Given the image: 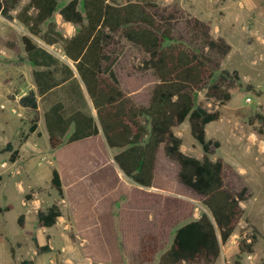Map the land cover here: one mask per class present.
I'll return each mask as SVG.
<instances>
[{"label":"trees","instance_id":"obj_1","mask_svg":"<svg viewBox=\"0 0 264 264\" xmlns=\"http://www.w3.org/2000/svg\"><path fill=\"white\" fill-rule=\"evenodd\" d=\"M21 1L0 0L1 16L13 20L10 13ZM27 1L15 19L27 29L28 36L20 40L24 59L35 68V90L18 100L21 108L35 115L28 132L32 134L37 129L38 99L59 90L61 98L42 115L51 150L101 133L108 148L120 150L113 160L121 173L133 184L150 188L155 157L162 149L165 157L179 166V182L202 197L207 213L176 230L171 246L157 264H215L220 246L225 245L244 217L241 204L247 201L248 190H236L226 180L222 159L210 160L211 148H217L218 143L206 140L205 128L218 121L220 114L197 105L196 96L204 90V98L219 106L230 101L229 90L240 78L235 71L221 69V62L231 47L222 38H212L207 24L197 19L185 22L188 39H175V12L158 14L151 0H125L122 4L107 0ZM55 14L75 27L71 38H64L56 30L52 20ZM116 38L142 51L143 67L156 79L146 106L136 104L121 89L112 71L110 48ZM33 39L46 46L59 45L66 61L54 57ZM86 96L95 116L89 111ZM256 120L264 130V113L256 115ZM185 122L190 136L201 147V160L180 150L182 140L175 136L174 129ZM5 152L10 153L11 163L17 160L18 151L10 143L0 150V155ZM50 183L62 200V183L55 168ZM10 210V205L0 207V214ZM59 217L57 203L36 212L41 228H52ZM23 219L20 215L17 221L21 228ZM257 235L253 228L249 234L239 233L235 264L240 255L253 254ZM37 248L48 251L47 247ZM155 252L154 238L148 236L141 243L137 262H152Z\"/></svg>","mask_w":264,"mask_h":264},{"label":"rangeland","instance_id":"obj_2","mask_svg":"<svg viewBox=\"0 0 264 264\" xmlns=\"http://www.w3.org/2000/svg\"><path fill=\"white\" fill-rule=\"evenodd\" d=\"M107 1L122 4L125 0ZM151 1L158 14L175 12V39H188L185 22L194 19L192 0H177V3L167 0ZM179 2L184 9L178 5ZM27 3V0H22L18 8L10 13L13 17L11 21L0 14V150L10 143L18 151L15 163L9 161L10 153L0 155V207L11 206L10 211L0 214V264H21L23 261H31V264H136L131 247L121 250L116 247L113 255H110L103 242L97 240L94 234L85 233L87 242L77 239L65 221L60 220L55 227L47 229L37 224L36 212L59 201L50 183L55 167L48 151L51 149L42 115L52 103L61 98V93L57 90L38 99L36 133L39 135H31L28 128L35 115L32 111L21 108L18 100L27 92L35 90L32 79L35 68L24 59L20 40L22 36H28L27 29L15 19ZM214 3L215 0H212L211 13L203 18V22L209 27L213 38L215 35L211 34L212 27L224 17L231 20L228 25V35L231 38L227 42L231 52L221 64L222 69L237 72L240 81L229 90L231 99L227 104L219 106L213 100H206L204 90L197 93L196 103L209 112L218 111V121L229 127L233 139L223 143L216 140L219 146L227 145L231 148H225L231 161V164H225L226 180L236 190L248 188V199L242 203L246 211L244 217H249L253 226L264 235V130L256 120V115L264 113V0H218L215 5ZM238 14L240 17L237 22L235 16ZM55 15L52 20L56 30L68 39L72 32L71 26L57 24ZM42 29L44 32L46 27ZM33 40L54 57L64 61L59 45L46 46L39 40ZM110 56L112 71L121 89L133 95L138 102L146 103L156 79L150 70L144 69L142 61L145 56L142 51L124 39L116 38L115 44L110 48ZM259 73V79L253 80L259 82V87L252 81L242 80L243 77ZM211 124L214 127L221 125L217 121ZM219 136L220 133H216L213 139ZM205 138L210 139L208 133ZM218 155L220 152L212 149L211 157ZM22 214L24 219L21 228L17 221ZM240 232L250 233L243 221L235 230L233 240L236 242L232 244L234 250L238 245ZM258 238H261L259 234L253 256L255 262L264 264V240ZM129 243L130 246L133 245L132 241ZM37 246L47 247L48 251L41 252ZM227 250L224 254L230 259L233 255ZM236 256L237 251L224 264H235ZM239 258L238 264H243L244 259L253 264L252 258L248 259L246 254ZM152 264L157 263L155 261Z\"/></svg>","mask_w":264,"mask_h":264},{"label":"crops","instance_id":"obj_3","mask_svg":"<svg viewBox=\"0 0 264 264\" xmlns=\"http://www.w3.org/2000/svg\"><path fill=\"white\" fill-rule=\"evenodd\" d=\"M167 1L178 2L177 0ZM217 2L218 0H215L214 5ZM178 5L184 9L181 2ZM191 5L195 11L192 17L204 23L203 18L211 13L212 0H192ZM240 6L242 7L241 3ZM239 17V14L236 15L235 21L238 22ZM230 21L229 17H224L219 24L212 27L211 34L215 35L214 39L222 38L226 43L228 42L231 38L228 35ZM55 22L71 26L72 32L68 38L75 34V27L64 22L59 14L55 15ZM64 61H66L65 57ZM258 77H260V73L251 77H243L242 80L252 81L259 87V82L253 81L259 79ZM126 94L138 105L146 106L148 104L149 95L146 103H142L135 100L133 95ZM86 101L91 115L95 116L87 96ZM217 122L221 125L214 127L212 126L214 124L210 123L206 126L205 134L208 133L210 138L206 140L230 142L229 140L233 138L230 135L229 127L220 121ZM216 133H220V136L213 139ZM174 134L182 140L181 152L201 160V147L190 136L187 122L176 127ZM31 135H39V133L35 131ZM46 138H48L47 133ZM225 148L231 149L227 145L219 146V143L217 148L212 147L209 155L210 160L214 162L216 158H220L224 164L230 163V154L226 153ZM212 149L219 151L220 155L211 157ZM48 151L53 160L52 164L59 173L63 188V199L56 202L61 210V217L58 218L56 225L60 220L65 221L75 237L86 242L88 238L85 233L94 234L97 240L103 242L104 248L110 252V255H113L116 247L120 250L131 247L134 252L133 260L136 259L134 263L139 264L137 255L141 250V243L151 236L154 238L156 248L152 262L158 263L159 257L171 246L176 230L187 223L197 221L203 213H207L201 203L202 197L179 182L177 178L179 166L167 159L162 149H159L155 157L153 183L150 188H142L133 184L121 173L113 160L120 150L108 148L101 133ZM22 215L24 216V214ZM242 221L250 230L253 228L257 231L261 236L258 238L259 240H264V235L253 226L249 217H243L240 223ZM235 235L234 232L225 245L220 246L221 253L215 264H224L234 256L237 251V247L235 250L232 247V244L236 242L233 240ZM130 241L133 242L132 246H130ZM257 244L258 241L254 246L253 254ZM227 249L233 255L230 259H227L224 254L225 251H228ZM253 254L246 255L252 258L253 264H258L257 261L255 262ZM262 256L260 255V257ZM152 262L143 264H152ZM243 264L249 263L244 259Z\"/></svg>","mask_w":264,"mask_h":264},{"label":"built area","instance_id":"obj_4","mask_svg":"<svg viewBox=\"0 0 264 264\" xmlns=\"http://www.w3.org/2000/svg\"><path fill=\"white\" fill-rule=\"evenodd\" d=\"M247 102H250V100H249V99H247ZM248 259H250V256H248Z\"/></svg>","mask_w":264,"mask_h":264}]
</instances>
